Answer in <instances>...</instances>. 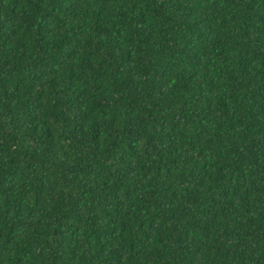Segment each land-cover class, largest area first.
Masks as SVG:
<instances>
[{
    "label": "trees",
    "instance_id": "obj_1",
    "mask_svg": "<svg viewBox=\"0 0 264 264\" xmlns=\"http://www.w3.org/2000/svg\"><path fill=\"white\" fill-rule=\"evenodd\" d=\"M0 264H264V0H0Z\"/></svg>",
    "mask_w": 264,
    "mask_h": 264
}]
</instances>
